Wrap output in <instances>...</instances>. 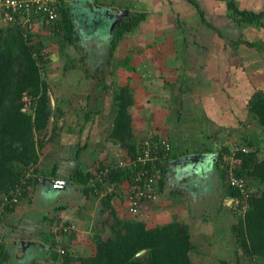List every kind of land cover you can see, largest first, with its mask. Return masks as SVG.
<instances>
[{
	"label": "rangeland",
	"instance_id": "obj_1",
	"mask_svg": "<svg viewBox=\"0 0 264 264\" xmlns=\"http://www.w3.org/2000/svg\"><path fill=\"white\" fill-rule=\"evenodd\" d=\"M72 1L75 18L79 26L78 33H80L82 39L79 43L72 45L66 43L62 46L59 39L57 41L54 40L57 37L49 35L50 33L41 28L40 25L33 24L32 26V31L36 33L32 42L43 45L42 54L47 61L44 68L46 70V81L49 86V105L52 110V115L46 129L41 132H36L35 138L36 140H47L54 137L53 141L49 142L39 152L40 157L44 155V157H52V154H54L53 150H55V147L60 142L63 133H66L70 139L64 140V143H72L74 137L78 138L80 147H84V145L86 147L83 149L84 153L82 154L85 157L82 158V162L85 168L93 169L101 161L106 162L114 159L116 156H124L126 154L120 144L109 140L113 122L114 111L112 96L115 85L117 87L129 86L133 96L136 93H134L132 87H138V94H136L138 98L143 95H148L146 97L149 98L147 102L139 100L136 106L131 109L133 127L137 134L141 136L136 139L138 142L145 136L141 134L151 132L154 127L159 125H162V127H165L167 124L171 126L176 122L180 125L182 122L185 124L183 112L184 110L191 109L188 105L186 106V100L183 97L185 94L180 95L181 93L179 91H174L176 94H173L174 98H164L162 95L166 97L165 89L169 88L162 83L163 80L160 76L163 74L165 76L164 65L167 61L166 57L174 54L180 60L182 57L181 52H185L186 47L181 39L178 44L175 43V49L170 47L171 44L168 36L171 35L170 31L172 32L173 29H169L164 23L159 22V15L164 17L166 14L170 19L169 7L159 8L157 12L148 3V6L147 4H143L142 0L138 4H136L137 0ZM112 4H116L117 12L121 5H126V7L131 8L132 11L130 12H146L148 10L149 17L144 22V25L141 26L140 32H137L138 29L136 28L133 32L127 34L119 44L114 56L108 58V34L115 21V19H112L114 10ZM114 11V16H117L116 10ZM122 13L126 15L128 12L125 11ZM198 21L200 22V20ZM159 25H163L164 29L159 28ZM126 57L129 58V65L134 67L135 71L128 69V66L126 67L122 64L121 61L126 59ZM186 65V63H183L182 69H186ZM84 68L87 69V73L83 71ZM99 79L103 81L106 89L99 87ZM171 88L169 91L172 90ZM195 92L196 90H194V95ZM95 99L99 100V114L96 116L91 115L97 109L94 104ZM187 103L193 104L195 108L190 116H195V120L198 119V122L203 121L201 129L209 136V139H206L204 142L206 147L212 148V144L215 142L219 144H231L235 142L234 140L240 141L239 137L245 135L247 139H251L254 145L258 147V160L264 159V145L261 143L262 140L252 139V135L254 134L256 136H263L264 138V128H259L257 125L244 127L242 124L238 127L231 125L226 127L227 129H223L222 127L214 128L212 127L213 125L210 126V124L205 123L203 120L202 109L200 108L201 105H199L198 99L194 98L192 102L190 100ZM87 111L91 117L85 122L84 117ZM162 112L164 114H161ZM185 113L186 115L188 114V112ZM162 115H165L166 118L163 123H161L160 118ZM177 123L176 127H181ZM95 124L96 128L93 130ZM143 125H146V130L143 128ZM234 127L237 128L233 129ZM164 129L166 130V128ZM180 129L179 136L170 130L166 132V136L170 140L168 141L173 145L174 149L177 150L179 148V141H182L183 138L184 142L186 141L188 145L194 144L195 140L201 141V139L197 138V136L201 138L199 132L184 135L182 128ZM222 137L224 138L221 139ZM199 166L205 167L204 169L207 170L201 174V171L198 169L199 172L191 173L187 181L190 184H195L199 188L201 187V183H206L209 180L210 187H216L213 191L216 194L212 193L211 196L204 193L198 196L195 193L190 194L185 189L176 186V184L182 182L178 175L170 174L169 177L166 176V191H163V195H160L159 199L152 203L143 214L131 218L143 221L148 228L162 225L172 220L187 224L191 241L195 245V249L190 253L191 264H221L223 260L228 264H244L246 263V259L240 252L237 253V244L232 233V227L237 224L238 218L234 217L233 213L231 211L229 212L226 206H224V201H221L224 188L218 180V171L209 156L208 158L205 157ZM40 175L42 176V174ZM215 179L217 182L213 181ZM40 181L43 182V179L41 178ZM54 184L53 181H50L49 185L42 186L41 189L30 187L21 203H27L32 197H34L32 199L34 205L37 204L35 202H39L35 206V210L30 211L31 216L45 213L46 216H53L55 214L54 217H60L59 214L65 212L62 210L70 209L71 214L73 212L74 215L79 217L84 212L83 207H91L98 201L99 205L97 209H94L89 220L87 222H81L79 230L84 240L82 236H79V239L77 238L75 243L77 246L73 249L74 254H77L76 249H78V246H81L79 249L82 250L81 252L84 256H89L92 251V242L89 239L94 233L99 231L104 236L109 234L111 232L110 225L113 222V215H109L103 211V213L101 212L102 206L100 199L83 197V203H81V195L77 191L74 192L72 187H68L65 192H61L58 191L59 189L56 190L54 188ZM203 187L202 185L201 188L203 189ZM218 189L219 194L217 195ZM72 193H75L74 197ZM77 194L80 195L78 200L76 198ZM35 197H37L36 200ZM53 197H60L62 201L70 200L74 203L67 205L60 200L57 202L53 200L51 203L43 205L39 201L40 198L41 200L45 198L43 201H46V199L49 200ZM198 197L199 199H197ZM190 199L193 200V203L191 202V208L189 204ZM163 201L165 203L160 205ZM29 204L30 202H28ZM112 205L115 206L118 218L125 217L122 202L120 204V201H117ZM44 232H46V235L48 228H44ZM82 240L85 243H82ZM49 244L48 255L51 258V253L54 252V249L57 250L58 246L56 247L55 245L52 247L51 243ZM39 256H41V253ZM7 264H12V261ZM23 264L31 263L25 261Z\"/></svg>",
	"mask_w": 264,
	"mask_h": 264
},
{
	"label": "trees",
	"instance_id": "obj_2",
	"mask_svg": "<svg viewBox=\"0 0 264 264\" xmlns=\"http://www.w3.org/2000/svg\"><path fill=\"white\" fill-rule=\"evenodd\" d=\"M72 2V0H55L57 19L48 22L47 16L42 13L32 17L34 20L32 24L40 25L50 33L49 35L57 37L53 39L56 41L59 39L62 46L66 43L70 45L79 43L82 39L78 33L79 26ZM228 9L232 16H240L244 21L250 23L260 24L264 17V13L262 15L251 12L239 13L231 1H228ZM114 10L119 14L124 12L121 9L118 12L117 9ZM114 10L113 20L116 18ZM125 11L128 13L120 17L108 34V58L114 56L125 36L133 32L140 22L146 21L148 16L145 12H130L128 8ZM179 30H181L180 27ZM35 35L36 33L31 29L17 23L0 25V208L2 203H5L0 211V225L5 216L20 206L28 189L36 187L41 182V175L37 169L39 152L54 138L51 137L47 140H36L35 138L36 132L46 129L52 115L49 105V86L44 68L47 61L42 54L43 45L32 42ZM121 62L126 67L128 66V69L135 71L134 67L129 65V58L126 57ZM83 71L88 72L85 68ZM99 80V87L106 89L103 81ZM24 95H28L32 100L33 111L31 114H24L20 111L22 106L20 101ZM94 104L97 109L91 115L96 116L99 114V100L95 99ZM112 104L114 112L109 140L120 144L126 157L133 159L137 153L138 145L143 139L139 142L136 140L132 127L131 108L134 100L129 86L117 87L115 85ZM246 112L248 124L241 123L242 126L257 125L259 128H264V91L253 93L248 99ZM90 117L87 111L84 121H88ZM253 138L258 141L262 140L261 143L264 145L263 136L254 134ZM239 139L240 141L234 140L233 143L245 148L246 152L235 153L232 173L245 183V189L249 191L246 199L242 198L236 187H230L225 182V173L230 168L226 159L230 154V144L220 143V148L216 151L211 143L212 148L205 147L202 150L217 154L213 163L219 174L218 180L224 188L221 201L227 198H238L246 206L244 212L240 211L241 205H238L236 209L226 207L234 217L238 218L237 224L232 227L237 253L240 252L246 259L244 264H264V159L258 160V147L251 139H247L245 135H241ZM171 158L175 157L170 153L164 163L157 166L156 188L158 194L163 192ZM104 165L105 162L101 161L96 168ZM27 170H29V176L25 178ZM134 171V168L126 167L110 173L109 182L114 185L117 192L114 193L115 197L101 198L100 204L103 212L113 215V222L110 225L111 232L104 236L99 231L91 236L89 239L92 242L91 254L89 256H84L83 253L74 254L73 247L76 243V236L73 230L58 233V236L68 237L61 245L66 254L62 255L58 249H54L51 259L60 260V264H191L190 253L195 249V245L191 241L187 224L172 220L148 228L143 221L131 218L126 212H124L125 217H117L115 206L112 204L117 201H120L121 204L120 186L131 181ZM93 176L92 170L78 169L71 176L70 181L80 186L87 198L97 199L91 196L92 187L88 186ZM21 178L26 179L23 193L19 202L12 204V193ZM60 220L58 221L60 222ZM63 224L70 225L68 222ZM9 225L7 226L10 227L11 225ZM54 236L50 234L49 238H52L50 243L52 247L55 245L57 247L60 243L56 242ZM51 251L53 250L51 249ZM141 251L144 252L138 255ZM9 258L8 247L1 237L0 264L7 263ZM221 264L228 263L223 260Z\"/></svg>",
	"mask_w": 264,
	"mask_h": 264
},
{
	"label": "crops",
	"instance_id": "obj_3",
	"mask_svg": "<svg viewBox=\"0 0 264 264\" xmlns=\"http://www.w3.org/2000/svg\"><path fill=\"white\" fill-rule=\"evenodd\" d=\"M228 1L233 2L235 10L239 13L251 12L256 15H262L264 13V0H142L143 4L148 3L157 12L159 8L169 7L170 19L166 14L164 17L159 15V22L164 23L169 29H173L172 32L170 31L171 35L168 36L171 44L170 47L175 49V43L178 44L181 39L186 48L185 52H181L182 57L180 60L174 54L166 57V63H168L164 65L165 76L163 74L160 78L163 80L162 83L169 89H165L166 97L165 95L162 96L172 99L174 98V91H179L181 93L180 95L185 94L183 97L186 100V106L188 105L191 109L184 110L183 112L185 124L182 122L180 125L176 122L181 127H176V123H173L171 126L167 124L165 127L158 124L159 126L154 127L152 129L153 131L141 135H145L146 137H164L169 140L166 136V132L169 130L178 136L179 131H181L180 128H182L184 135H189L192 132L200 133L201 138L200 136H197V138L201 139V141L195 140V143L192 145L186 144L183 136V142L179 141V148L177 150L172 145L171 156L173 155L175 158L169 160L168 174L166 175L168 177L170 174L178 175L182 182L176 184V186L185 189L190 194L195 193L197 196L201 195V193L208 194L209 196L212 193L216 194L213 192L216 187H210L209 180L206 183L200 184L201 187L202 185L204 186L203 189L187 181L191 173L199 172V170L201 174L205 172L207 169L199 166L202 158H208L209 156L211 162H213L212 155L215 153L203 152L201 149L206 147L204 142L206 139H209V136L201 129L203 121L198 122V119L195 120V116H190L195 108L193 104L187 102L190 100L192 102L194 98L198 99L205 123L210 124V126L213 125L212 127L214 128L222 127L223 129H227L226 127L228 126L238 127L241 123L247 122L246 105L248 104V99L253 93L264 91V17L260 24L244 21L240 16L234 17L228 9ZM138 3H140V0H137L136 4ZM115 5L112 4L113 9H117ZM119 7L124 12L127 8L132 11L126 5ZM147 12L148 10L145 13ZM144 22L139 23L137 32H140V28L144 25ZM158 27L164 29L163 25H159ZM179 27L181 30H179ZM183 63L187 64L186 69H182ZM137 88L132 87L136 94H138ZM170 88L173 92H171L172 90L169 91ZM194 90H196L195 95ZM136 94L133 96L135 100L132 108L136 106L139 100L147 102L149 99L146 98L148 95H143L138 98ZM185 112H188V114L186 115ZM161 114H164V112ZM160 118L161 123L166 120L165 115H162ZM143 126L145 128L146 125ZM95 128L96 124L93 130ZM133 130L136 139L141 137L140 134H137L134 127ZM145 136L142 139L146 138ZM75 138L72 139V143H64V140L69 138L66 133H63L60 142L55 147V150H53L54 154H52V157H44V155L39 158L37 169L39 174H42L41 178L43 182H40L36 188L41 189L42 186L49 185L50 181H53L55 183L53 185L54 188L56 190L59 189L58 191L61 192H65L68 187H72L74 192L77 191L81 195V198L79 194L76 195L77 200L79 197L80 202L83 203V197L86 196L80 186L70 181L71 176L78 169L94 171L96 167L93 169L85 168L82 162V158L85 155L82 153H84L83 149L86 147L85 145L84 147H80L79 139ZM195 144L196 146H194ZM192 155L200 157L198 162L185 163L184 158ZM213 181L217 182L216 179ZM163 191H166L165 185ZM72 194L74 197L75 193ZM218 194L219 189L217 191ZM160 195H163V192L161 194L159 193V197ZM33 198L28 201L30 202L29 205L28 202H23L14 212L5 216L0 225V238L2 237L3 240L6 239L4 243L10 253V258L7 263L12 261V264H23L25 261H28L31 264H60V260L57 259L52 262L53 260L48 255L49 243L52 239L49 238V234L54 235L53 230L55 225L68 222L74 227L76 239H79V236H82L79 230L81 222H87L89 220L94 209H97L99 202L97 201L91 207H83L84 212L79 217L74 215L73 212L71 214L70 209L62 210L65 212L60 213V217H54L55 214L53 216H46L45 213L31 216L30 211L35 210V206L39 204L38 201L35 202L37 198L35 197L34 202L37 204L34 205ZM43 199H39L43 205L51 203L53 200L56 202L60 200L67 205L74 203L70 200L62 201L60 197H53L49 200L46 199V201H43ZM192 201V199L189 201L190 208ZM164 203L165 201L160 203V205ZM102 211L103 209H101ZM57 219H61L60 222ZM6 222L12 228L10 225L8 227ZM44 228H48L46 235ZM54 239L60 243L58 248H61V245L65 242L64 239L67 240L68 237L64 238L63 236L57 235V238L54 236ZM83 240L82 243H84ZM21 242L28 244L25 247H21ZM76 246L74 244L73 249ZM80 247L78 246V249H76L77 254H82V250L79 249ZM40 253L41 256H39ZM50 260L52 261L50 262Z\"/></svg>",
	"mask_w": 264,
	"mask_h": 264
},
{
	"label": "built area",
	"instance_id": "obj_4",
	"mask_svg": "<svg viewBox=\"0 0 264 264\" xmlns=\"http://www.w3.org/2000/svg\"><path fill=\"white\" fill-rule=\"evenodd\" d=\"M55 0H0V25L9 23H17L23 27L32 30V17L41 15L47 16V21H54L57 19L55 9ZM20 111L24 114H31L33 111V103L28 95L21 98ZM216 151L219 150L220 144L213 143ZM119 146V145H118ZM121 146V145H120ZM119 146V147H120ZM246 152V149L238 146L235 143L230 144V154L227 156L228 171L225 173V182L230 187H236L242 198L248 197L249 191L245 189V183L241 178H237L232 173L234 166V155L236 152ZM125 152V151H124ZM172 152V145L168 139L164 137H148L143 139L139 145L135 158L130 159L124 156H116L105 162L103 167H98L93 171V178L89 182V187H92L91 196L101 199L106 196H114L117 192L115 187L109 181V175L112 171L120 168L132 167L134 174L129 183L121 185V197L124 205V210L128 216L136 217L148 210L149 206L156 202L159 194L156 188L158 180L157 166L164 163ZM217 154L213 155V158ZM215 161V158H214ZM29 176V170L25 173V178ZM25 178H21L14 192L12 193V204H17L21 197L24 186L26 184ZM5 205L2 203L0 211ZM240 206V211H245V204H242L238 198H227L224 200V206L227 208L236 209ZM72 225L65 226L64 224L55 225L53 230L57 238L59 232L65 233L73 231ZM58 252L65 255L63 248H58Z\"/></svg>",
	"mask_w": 264,
	"mask_h": 264
},
{
	"label": "water",
	"instance_id": "obj_5",
	"mask_svg": "<svg viewBox=\"0 0 264 264\" xmlns=\"http://www.w3.org/2000/svg\"><path fill=\"white\" fill-rule=\"evenodd\" d=\"M120 19V17L117 15L116 16V18H115V21H114V23L112 24V26H111V29L114 27V25L116 24V22L118 21ZM199 156H195V155H192V156H187L186 158H184V162L185 163H196V162H198V160H199ZM204 158H202V160H203ZM27 244L28 243H25V242H21V247H25V246H27ZM144 251H141L140 253H138V255H140V254H142Z\"/></svg>",
	"mask_w": 264,
	"mask_h": 264
},
{
	"label": "flooded vegetation",
	"instance_id": "obj_6",
	"mask_svg": "<svg viewBox=\"0 0 264 264\" xmlns=\"http://www.w3.org/2000/svg\"><path fill=\"white\" fill-rule=\"evenodd\" d=\"M116 15V14H115ZM117 15L119 16V17H122L123 16V14L122 13H117ZM200 159V158H199Z\"/></svg>",
	"mask_w": 264,
	"mask_h": 264
},
{
	"label": "clouds",
	"instance_id": "obj_7",
	"mask_svg": "<svg viewBox=\"0 0 264 264\" xmlns=\"http://www.w3.org/2000/svg\"><path fill=\"white\" fill-rule=\"evenodd\" d=\"M213 161H214V158H213Z\"/></svg>",
	"mask_w": 264,
	"mask_h": 264
}]
</instances>
